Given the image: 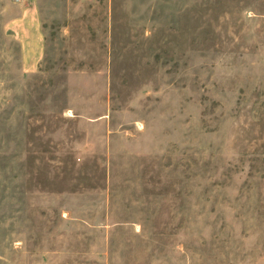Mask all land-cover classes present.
<instances>
[{
  "label": "rangeland",
  "instance_id": "obj_1",
  "mask_svg": "<svg viewBox=\"0 0 264 264\" xmlns=\"http://www.w3.org/2000/svg\"><path fill=\"white\" fill-rule=\"evenodd\" d=\"M0 264H264V0H0Z\"/></svg>",
  "mask_w": 264,
  "mask_h": 264
},
{
  "label": "crops",
  "instance_id": "obj_2",
  "mask_svg": "<svg viewBox=\"0 0 264 264\" xmlns=\"http://www.w3.org/2000/svg\"><path fill=\"white\" fill-rule=\"evenodd\" d=\"M27 17L26 13L23 15L21 21ZM31 28L29 35L17 34V39L21 45L23 68L27 72H34L38 63L43 57V51H41L42 32L38 21L33 20L27 23Z\"/></svg>",
  "mask_w": 264,
  "mask_h": 264
}]
</instances>
